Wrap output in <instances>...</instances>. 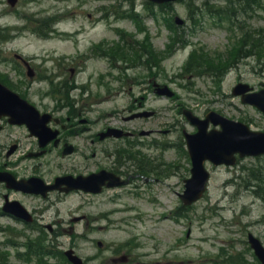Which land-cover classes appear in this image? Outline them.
<instances>
[{
    "label": "rangeland",
    "instance_id": "374dc122",
    "mask_svg": "<svg viewBox=\"0 0 264 264\" xmlns=\"http://www.w3.org/2000/svg\"><path fill=\"white\" fill-rule=\"evenodd\" d=\"M130 1L135 2L136 9L130 7ZM221 1L222 7L229 5ZM140 4V0H17L11 6L7 0H0V75L29 93L31 100L51 104L42 94L50 87L46 81H38L28 89V85L19 82L24 76L13 70L14 65L19 64L14 54L30 58L34 66L46 70L49 76L56 62L73 64L72 59L92 53L84 71L76 78L82 82L89 75L95 78L100 71L105 72L106 65L110 73H115L117 64L124 66L121 60H115L116 65L110 62L109 48L104 53L100 51L107 48L104 45L96 49L99 40L122 45L124 40L128 48L123 49L129 54L134 51L136 55L133 61L141 57L135 62V74H141L144 80L152 70L157 81L167 83L174 91V96L168 99L152 93L146 95L137 87L134 96H144L146 106L156 111V117L126 124L157 131L155 137H141V144H135L134 149L148 158L151 154L154 163L161 162L159 168H163L162 163L174 164L176 167L170 168L174 174L172 171L168 176L160 173L154 176L156 180L152 183L142 181L138 197L118 198L112 194L114 192L106 191L95 196L71 195L51 207L34 198H27L25 202L28 207L47 211L45 223L57 221L62 235L55 241L54 248H73L87 264H122L117 259L127 254L134 259L131 264H231L236 256L242 264H258L252 250L247 249L246 234L253 233L264 244V195L255 197L244 186L249 168L264 165V158H246L233 167L215 169L206 194L185 211L186 215H181L176 212L181 206L178 194L183 190V179L190 166L177 143L183 129L194 131L181 113L184 108L200 117L214 110L230 119L246 122L252 117L264 123L256 110L231 95L239 79L251 86L264 82V58L261 57L264 53V0H261V8L256 6L246 12L237 4L235 25L207 13L192 14L191 9L175 4L177 12L172 17L177 15L186 22L184 27H179L178 36L174 32L176 27L169 31L164 24L170 12L154 11L156 15L150 16ZM229 15L234 21V16ZM54 22L55 30L51 31L49 26ZM12 26L19 27L10 37L7 34ZM5 27L8 29L2 31ZM245 33L247 39L253 35L262 42H256L258 47L246 46L254 55L244 57L241 53L221 80L219 72L209 71L219 88L206 73H196V61L189 70L184 68L192 50L197 51L195 55L205 50L210 55L220 53L225 57L226 49ZM183 40L186 46L179 47ZM131 100L129 94H106L104 102L97 106L104 113L121 119V108ZM97 114L93 112L94 117ZM161 130L168 131L161 133ZM8 133H13V141L18 140L22 148L29 144L30 137L24 128H12ZM78 145L84 148L80 137ZM3 156L0 167H5ZM70 162L81 166L79 156L71 157ZM55 163L51 161L49 167L54 173L57 171ZM240 174L244 179H235ZM81 216L84 217L81 219ZM77 217L80 219L74 221ZM0 226L1 230L11 225L0 217ZM6 241L0 233V259L5 264H13L17 260L13 258V250L3 244ZM44 264L60 263L48 260Z\"/></svg>",
    "mask_w": 264,
    "mask_h": 264
},
{
    "label": "flooded vegetation",
    "instance_id": "af4514ba",
    "mask_svg": "<svg viewBox=\"0 0 264 264\" xmlns=\"http://www.w3.org/2000/svg\"><path fill=\"white\" fill-rule=\"evenodd\" d=\"M170 4V2H167L160 6L168 7ZM18 60L20 63L26 66L28 65L29 67V63L25 59L19 57ZM67 68H69L70 76L76 79V75L79 72H75L74 66L68 67L61 64L57 67L56 83H58L59 86L56 88V93L53 92V98L46 94L47 96L45 97L51 98L52 100L51 104L48 105L44 104L43 100L39 102L31 100L29 93L15 86V84L10 81H5L0 75V79L3 83L5 82V84L9 85V87L19 93L22 98L32 101L41 115L44 114L49 116L46 125L51 131L56 132V138L49 141L44 148H40L37 139L27 134L31 137V141H29L27 147L22 148L18 140L13 141V133L9 134L8 132L12 128L21 127L25 129V125L10 124L7 116L0 115V156L4 155L7 160L4 170L8 171L17 181L45 179L44 181L49 184L56 180L64 182L59 185L58 190L47 194L44 200L49 203L61 201L64 197L77 193L73 190H66L68 181L71 177L88 175L104 170L126 180V185L128 186L135 177L141 175L142 170L140 158L138 157V155L140 156L141 154L119 153L120 145L116 143L125 141L124 137H101V134L109 128H123L113 125V120L103 118L101 115L94 117L93 108L91 107V103L96 98V93H94L91 85L94 84L97 91L104 90L108 93L114 90L121 92L126 89L124 83L127 78H123V76L103 78L101 86H97L96 82L98 76L96 78L89 77L88 86L87 82L78 85L76 82L64 80L65 78L63 75L66 74ZM30 73L32 75L30 77L32 82L41 78L39 70L35 68L30 70ZM60 78L61 80H59ZM104 79H107L109 82ZM130 82L131 84H141V80L138 81L136 77L131 79ZM109 84L112 86H109ZM131 84L128 89H132ZM148 84L153 90L152 79L149 80ZM29 87L30 85L27 88L29 89ZM77 89L80 91L79 95L75 94ZM128 109L130 110L128 116L140 112L142 110V103L138 102L137 107L134 103L132 107ZM136 119L140 121L139 119L141 118ZM130 132L132 136H135L134 130H130ZM79 137L84 145L83 149L78 145ZM11 147H15V149L12 153L8 154ZM76 156H79V164H81V166H76L75 163L70 162L71 157L75 158ZM51 157H53L56 163L58 162L57 165H55L57 168L55 173L51 169H48L50 162L46 159L53 161L50 159ZM12 182L15 183L14 180H12ZM1 188L5 190V193H2L3 198H5L6 195L8 199L18 200L21 203L23 198L31 196L21 190L7 189L3 183H0V189ZM103 190L107 189L103 187ZM10 218L13 221H18L17 218L12 216ZM48 228L51 229V226Z\"/></svg>",
    "mask_w": 264,
    "mask_h": 264
},
{
    "label": "water",
    "instance_id": "95a60500",
    "mask_svg": "<svg viewBox=\"0 0 264 264\" xmlns=\"http://www.w3.org/2000/svg\"><path fill=\"white\" fill-rule=\"evenodd\" d=\"M237 89L235 93L243 92L247 88L241 87ZM162 91L171 95L165 89ZM3 93H5V89L0 85V96ZM243 101L255 104L264 111V95L257 94L254 98L246 97ZM186 113L191 122L197 124L199 127V131L196 134L186 136L192 160V176L186 180L185 190L181 198L184 203L190 204L199 198L205 190L208 180V173L203 165L205 159L211 160L214 164H232L235 161L234 152H239L241 156L256 155L264 152V135L251 132L242 123L227 120L213 112L207 115L204 121H199L189 112ZM21 119L23 120L24 118ZM208 121H211L214 125L220 124L222 130L207 132L206 126ZM30 129L38 134V131L36 132L37 127L30 126ZM250 241L252 247L255 249V253L261 259L262 264H264V248L256 239L250 237ZM67 255L74 264H82L78 257L71 255V251H68Z\"/></svg>",
    "mask_w": 264,
    "mask_h": 264
}]
</instances>
